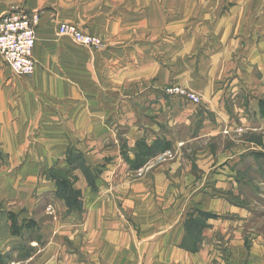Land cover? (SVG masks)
<instances>
[{
    "label": "crops",
    "instance_id": "obj_1",
    "mask_svg": "<svg viewBox=\"0 0 264 264\" xmlns=\"http://www.w3.org/2000/svg\"><path fill=\"white\" fill-rule=\"evenodd\" d=\"M101 2L121 4L109 9L132 19L101 20L97 33L109 41L88 57L86 48L63 38L42 46L39 30L65 18L64 6L78 3L81 13L89 0H0L1 13L23 7L41 19L31 74H16L0 58V254L7 264H264V246L253 239L249 246L251 237L243 234L245 209L188 190L200 171L183 169L177 157L132 178L119 171V159L108 163L104 151L87 146L98 145L124 116L130 147L142 137L170 140L159 130L192 120L200 122L198 137L216 135L232 119L222 103L223 78L239 74L236 86L254 70L264 82V0ZM128 31L126 49L119 40ZM161 32L173 36L170 69L150 52V38ZM120 50H130V68L120 67ZM184 50L191 54L185 63ZM171 85L187 87L200 102L166 94ZM70 147L81 153L85 169L71 177L48 173L64 167ZM71 192L79 210L67 202ZM8 212L18 222L35 221L36 236L12 235ZM198 214L206 215L201 223ZM228 214L238 219L222 218ZM216 233L226 251L215 249Z\"/></svg>",
    "mask_w": 264,
    "mask_h": 264
},
{
    "label": "rangeland",
    "instance_id": "obj_2",
    "mask_svg": "<svg viewBox=\"0 0 264 264\" xmlns=\"http://www.w3.org/2000/svg\"><path fill=\"white\" fill-rule=\"evenodd\" d=\"M120 5L121 4L118 3H99V0L97 2L95 0H89L88 8L83 10L81 13L77 10L78 3L72 4L74 8H70V6H64L62 11L64 12L63 14H65V18L54 19L53 24L50 22L51 25H42L41 31L39 30V32L42 33L39 35L42 39V46L46 45L47 41H59V39L63 38L75 43L82 48H86L88 50V57L90 54H93L95 57L96 53L93 51L101 49L103 44L106 43L107 40L109 41L108 38H110V36L97 33L102 32L101 30H98L104 27V24H102L101 20L106 22L107 19L112 21L121 17L125 19H132V16L130 15L112 12V10L109 9H112L115 6L119 7ZM55 7H57V4ZM104 7H107L108 10L104 11ZM12 10L23 12L27 15H37L38 22L35 25L36 42V32L41 26V19L38 11H26L23 7L15 9L12 8L9 10L7 9L2 13L0 12V16ZM83 13H85V15ZM51 20L48 19V21ZM62 23H71L85 33L98 37L101 40V45H82L73 38L60 34L59 26ZM89 26L91 28H89ZM106 29V31L112 32V34L115 31H118L117 28L113 30L109 26H107ZM186 29L188 28L186 27ZM50 31L54 33V36L50 35ZM129 33L130 31L125 33V35H122L125 36L124 39L119 40L120 44H122V42L124 43L122 45H124V48L126 49L130 47ZM150 42L153 46V50L150 51L151 54L154 57L157 56L161 60V63L165 64L167 69H170L173 65V61L170 60L171 56L169 55L170 52L168 47L169 44L174 42L173 36L167 32H161L157 35H153L150 38ZM164 45L166 48L163 47ZM51 53L53 54V51H51ZM118 53L120 55L125 54V56L120 58V67L130 68V50H120ZM188 53L190 52H186L184 50V63L191 59V54ZM93 60L95 61L97 58H94ZM183 67H185V65ZM236 77L238 78L239 74H231L230 76L223 78V81L220 83V88L224 89L222 103L223 106L230 112V117L232 119L229 123L222 124L218 133H216L214 136L198 137L200 134L198 131L200 126L199 120H192L190 125H165L164 128L159 130V134L164 133L171 138V151L157 155L156 157L152 158L144 167L135 172H130L128 170V166L123 162L120 156L121 144L124 143L130 148V123L128 124L130 119L128 120L127 116H124L123 120H119L114 130L110 131L109 135H107L104 140L100 141L98 145H95L94 143H88L87 146L92 144L93 147H96L98 150L104 151L105 156H107L106 160L108 163H112L109 161L114 158L119 159V171L129 173L128 175L131 177L133 176L132 178L139 177L138 172L140 171L145 172L146 174L150 172V170H152L155 165L160 163L165 164L179 157L180 161L182 162L183 169H188L190 173L194 174L197 171H200L196 175V185L191 189L189 188L188 190H191L192 192L198 190L200 193L203 192L208 194V196H210L212 199L225 201L235 207L245 209L247 220L242 224V226L245 237H251L250 240L247 241L248 245H251L253 239L258 241L257 244L259 246H264V165L261 161L256 160L252 156L254 152L264 153V118H261L259 112H257L258 107L256 105L257 98L264 99V82H258L259 78L256 76V72L253 70L250 72L249 77H246V82L238 81L237 83L236 80V86H231L233 84L232 81L235 80ZM256 77L257 80L254 79ZM90 86L91 84L88 79V87ZM171 86H177L190 91L183 85ZM122 89L127 88L126 86H122ZM183 99L184 101L191 102L188 99ZM254 108L257 111H255ZM239 109H241V111H239ZM234 110L236 111L234 112ZM203 133L204 132H202V134ZM146 135L150 134L146 132ZM68 153V161L66 164L64 163V167L51 166L47 170L48 173H52L55 176L68 177V175H70L71 177L73 170L80 169L83 171L82 169H85L83 166V158L81 153H78L73 147L68 149ZM226 157L231 160V163L226 162ZM211 159L213 161L209 163V160ZM194 161H198L196 162L197 166L194 164ZM184 166H186V168H184ZM46 168L47 167H41V169ZM229 170L232 173H230ZM67 173L68 175H66ZM194 174L193 176H195ZM66 186L68 187L67 184H64L62 189L66 188ZM72 197H76V194L73 193ZM210 215L217 217L216 214L213 213ZM205 217L206 215L204 214H198L197 222L201 223ZM224 217L234 221L238 219L237 214H228L226 216L222 215V218ZM192 230H194V227ZM191 234H194V232ZM35 236V233L30 235V237ZM214 238L215 241H220V243H215V249L226 251L227 247L224 245V236L222 234L216 233ZM194 239L195 235H193L192 241H194ZM194 245L195 244L193 242L192 246ZM26 248L27 245L23 247L25 251Z\"/></svg>",
    "mask_w": 264,
    "mask_h": 264
},
{
    "label": "built area",
    "instance_id": "obj_3",
    "mask_svg": "<svg viewBox=\"0 0 264 264\" xmlns=\"http://www.w3.org/2000/svg\"><path fill=\"white\" fill-rule=\"evenodd\" d=\"M36 14L27 15L19 11H10L0 16V57L15 73L31 74L35 68L33 49L35 45ZM59 33L69 36L86 46H100L101 40L87 34L71 23H62ZM166 94L178 95L193 103H199L200 97L177 86L164 88Z\"/></svg>",
    "mask_w": 264,
    "mask_h": 264
},
{
    "label": "trees",
    "instance_id": "obj_4",
    "mask_svg": "<svg viewBox=\"0 0 264 264\" xmlns=\"http://www.w3.org/2000/svg\"><path fill=\"white\" fill-rule=\"evenodd\" d=\"M257 105L259 115L264 118V99H258ZM171 149V141L164 136L156 137L151 142H148L145 137H142L135 140L133 146L130 148L124 143L121 144L120 156L123 162L128 166V170L130 172H135L144 167L152 158L167 151H171ZM252 156L256 160L261 161L264 165L263 152H254ZM72 194L67 196V202L70 207L79 210V201L76 197L73 198ZM17 217L18 216L12 212L7 213L9 230L12 235H22L23 231H26L30 237L32 233L38 232V226L35 221L31 219H22L18 222ZM0 264H7L5 255L0 254Z\"/></svg>",
    "mask_w": 264,
    "mask_h": 264
}]
</instances>
